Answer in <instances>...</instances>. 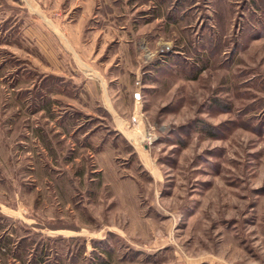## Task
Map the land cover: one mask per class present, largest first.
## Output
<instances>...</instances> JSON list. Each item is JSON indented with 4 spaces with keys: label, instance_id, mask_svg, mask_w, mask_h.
I'll return each mask as SVG.
<instances>
[{
    "label": "rangeland",
    "instance_id": "1",
    "mask_svg": "<svg viewBox=\"0 0 264 264\" xmlns=\"http://www.w3.org/2000/svg\"><path fill=\"white\" fill-rule=\"evenodd\" d=\"M0 226V264H264V0H0Z\"/></svg>",
    "mask_w": 264,
    "mask_h": 264
},
{
    "label": "crops",
    "instance_id": "2",
    "mask_svg": "<svg viewBox=\"0 0 264 264\" xmlns=\"http://www.w3.org/2000/svg\"><path fill=\"white\" fill-rule=\"evenodd\" d=\"M89 13L90 12L84 11L81 16L78 17V13L76 14L75 12V16L71 17V19L76 20L78 17V19H80L78 23L70 22L65 25H61L59 22L53 23L52 25L47 22L44 23L49 28V32L55 36V42L63 47L69 54H73V52L75 53V51H77L78 44L84 40V34L81 29L84 26V21L86 19H91L92 16ZM36 14L40 15L39 11H36ZM107 110L110 112L109 109Z\"/></svg>",
    "mask_w": 264,
    "mask_h": 264
},
{
    "label": "trees",
    "instance_id": "3",
    "mask_svg": "<svg viewBox=\"0 0 264 264\" xmlns=\"http://www.w3.org/2000/svg\"><path fill=\"white\" fill-rule=\"evenodd\" d=\"M10 240H11L10 237L9 238L0 237V243H1L2 247H8Z\"/></svg>",
    "mask_w": 264,
    "mask_h": 264
},
{
    "label": "bare ground",
    "instance_id": "4",
    "mask_svg": "<svg viewBox=\"0 0 264 264\" xmlns=\"http://www.w3.org/2000/svg\"><path fill=\"white\" fill-rule=\"evenodd\" d=\"M139 138H140V134L137 133V132H135V133H133V134L130 135V139L131 140H135V139H139Z\"/></svg>",
    "mask_w": 264,
    "mask_h": 264
}]
</instances>
